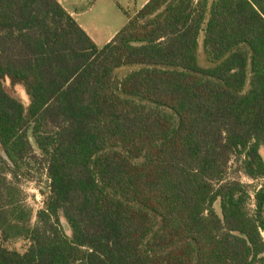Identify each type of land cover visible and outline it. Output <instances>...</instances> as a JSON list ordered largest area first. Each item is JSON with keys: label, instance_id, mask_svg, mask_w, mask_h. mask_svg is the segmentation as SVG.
<instances>
[{"label": "trees", "instance_id": "1", "mask_svg": "<svg viewBox=\"0 0 264 264\" xmlns=\"http://www.w3.org/2000/svg\"><path fill=\"white\" fill-rule=\"evenodd\" d=\"M127 16L100 47L58 0H0V264H264V0ZM37 166L32 224L9 176Z\"/></svg>", "mask_w": 264, "mask_h": 264}, {"label": "rangeland", "instance_id": "2", "mask_svg": "<svg viewBox=\"0 0 264 264\" xmlns=\"http://www.w3.org/2000/svg\"><path fill=\"white\" fill-rule=\"evenodd\" d=\"M147 0H80L76 10L80 14L77 17L78 23L88 32L93 40L103 47L126 25L128 13L133 14L140 9ZM204 31L200 35L199 62L202 66H210L203 50ZM135 67H123L116 71L118 78L122 79ZM6 89L22 100L26 105L29 98L21 86L12 87L10 81L6 82ZM236 164L232 162L230 175L237 177L245 184H249L253 193L262 181L252 180L243 173L235 171ZM23 192L24 204L33 211L32 224H36L37 213L46 207L48 194L50 192V179L47 171L37 166L30 170L29 175L19 174L17 178L9 176ZM31 242L27 239H14L6 242L5 245L13 250L25 252L30 247Z\"/></svg>", "mask_w": 264, "mask_h": 264}, {"label": "crops", "instance_id": "3", "mask_svg": "<svg viewBox=\"0 0 264 264\" xmlns=\"http://www.w3.org/2000/svg\"><path fill=\"white\" fill-rule=\"evenodd\" d=\"M64 7L65 9L77 20V17L80 15L77 10L76 7L79 3L80 0H58ZM149 0L146 1V3ZM145 3V4H146ZM80 24V23H79ZM81 25V24H80ZM82 26V25H81Z\"/></svg>", "mask_w": 264, "mask_h": 264}]
</instances>
